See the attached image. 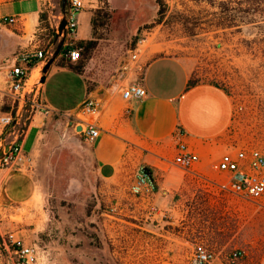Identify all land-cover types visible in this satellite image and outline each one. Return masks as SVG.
I'll list each match as a JSON object with an SVG mask.
<instances>
[{"label": "crops", "instance_id": "obj_1", "mask_svg": "<svg viewBox=\"0 0 264 264\" xmlns=\"http://www.w3.org/2000/svg\"><path fill=\"white\" fill-rule=\"evenodd\" d=\"M47 1L0 0V103L14 96L9 76L13 56L24 48H41L40 14ZM82 1L74 42L92 37L91 10L84 8L89 0ZM6 17L14 20L6 21ZM63 57L61 52L54 59L40 85V102L50 113L38 109L23 134L15 128L16 121L3 136L21 142L24 151L34 157L35 169L1 170V229L12 228L24 243L33 242L19 232L26 225L33 231L41 229L46 215L39 185L44 150L39 125L45 117L50 121L64 114L77 128L84 114L76 110L103 87L99 110L91 115L101 133L89 144L102 181L98 203L105 202L112 209L110 221L99 226L101 242L109 239L116 262L189 264L195 244L203 241L216 252L213 264H225L230 248H243L250 256L264 247V195L253 200L221 186L230 176L219 168V160L230 151L225 134L234 112L233 99L224 87L210 81L190 84L191 67L176 55L148 60L141 54L144 69L140 74L130 72L108 86L87 79ZM36 69L40 66L33 65L32 73ZM137 79L147 95L124 98L122 87ZM180 140L198 157L192 171L173 161ZM141 169L153 181L154 190L135 195L130 184ZM249 256L245 264L257 263ZM258 264H264V256Z\"/></svg>", "mask_w": 264, "mask_h": 264}, {"label": "rangeland", "instance_id": "obj_2", "mask_svg": "<svg viewBox=\"0 0 264 264\" xmlns=\"http://www.w3.org/2000/svg\"><path fill=\"white\" fill-rule=\"evenodd\" d=\"M225 1L89 0L84 8L91 10L92 35L94 25L102 46L98 56L90 54L86 59L85 69L94 72L89 80L101 86L115 82L131 47L139 46L140 55L148 60L159 55L180 56L188 61L192 80L216 83L231 95L234 112L225 134L230 151L242 146L264 149V19L245 15L237 2L232 3L235 8L223 11ZM60 2L48 0L44 4L50 28L41 21L43 29L38 32L40 47L51 54L57 42L50 30L56 28L62 15ZM230 19L235 25L218 24ZM39 72L36 69L34 75ZM39 96L21 102L8 96L0 103V110L12 112L14 117L20 111L15 124L19 133L23 134L38 111ZM45 119L39 125L43 131L40 143H44L39 160L44 225L36 231L26 225L19 233L40 245L38 264H120L108 237L101 242L99 226L110 221L112 209L105 202L98 203L102 181L89 142L75 131L69 115ZM6 129L0 128V137ZM262 202L264 207V198ZM11 229L1 230L15 233ZM262 233L264 237V229ZM236 249L244 250L230 248L228 256ZM259 249L250 256L244 250L240 257L226 259L225 264H245L248 256L258 264L264 256V247Z\"/></svg>", "mask_w": 264, "mask_h": 264}, {"label": "built area", "instance_id": "obj_3", "mask_svg": "<svg viewBox=\"0 0 264 264\" xmlns=\"http://www.w3.org/2000/svg\"><path fill=\"white\" fill-rule=\"evenodd\" d=\"M83 9L82 0H69L66 39L61 52L72 61H77L81 56V47L76 46L73 35L77 31V15ZM62 15L60 16V18ZM6 21L14 20V17L4 18ZM58 25V24H57ZM57 31V26H56ZM51 52L43 48H24L17 52L9 62L10 86L15 98L21 102L36 97L41 85V69L49 58ZM33 65L40 66L39 73H32ZM144 65L140 62V47L135 46L128 49L125 62L120 68L118 78L130 72L141 73ZM122 96L126 99L141 98L147 95L144 84L137 80L128 81L122 87ZM37 107L44 114L50 113V108L38 102ZM99 110V98H89L81 107L84 114L80 117L76 131L83 135L88 142L94 141L101 133V128L91 115ZM20 111L15 117L12 112H0V128L5 129L16 122ZM17 117V118H16ZM90 117V118H89ZM177 154L173 161L182 168L192 171L198 157L190 151L186 143L178 141ZM34 160L32 156L24 151L18 139L7 141L0 137V174L5 168L33 169ZM219 168L230 172L229 178L222 182L224 190L238 193L246 198L258 200L264 195V149L258 147L242 146L235 152L223 153L219 160ZM154 190V183L148 173L141 169L130 184V192L135 195L149 194ZM244 253L242 249H236L227 259H236ZM41 257V247L38 243H24L14 233L4 232L0 228V264H38ZM216 252L199 241L195 244L189 264H213Z\"/></svg>", "mask_w": 264, "mask_h": 264}, {"label": "trees", "instance_id": "obj_4", "mask_svg": "<svg viewBox=\"0 0 264 264\" xmlns=\"http://www.w3.org/2000/svg\"><path fill=\"white\" fill-rule=\"evenodd\" d=\"M233 2H237L239 3V9L240 11H242L245 15H253V17H255V15H258L259 17H262L261 19H264V0H226L223 3V11L225 10H231L233 8H235V6L232 5ZM40 19L41 21L45 22V26L47 28H50V24L48 22V15L46 12H44L43 10L41 11L40 14ZM93 19L94 17H92V23H93ZM218 24H222L223 26H233L235 25L233 20L230 19L228 22H219ZM52 37L55 35L56 33V28H53L50 30ZM76 46L81 47V56L80 58L75 61L74 64L68 62L69 58L67 56L63 57L62 60H66V62L73 68L75 69L77 72L81 73L83 76H85L87 79L92 77L94 72H90L87 71L85 69L86 65V59L88 58V56L90 54H92V56H98V54L100 53V51L102 50V46L100 44V42H98L96 36H95V29H94V25H93V35L91 38H87V39H81V40H77L75 42ZM65 63V62H64ZM197 81L195 80H190V84H193Z\"/></svg>", "mask_w": 264, "mask_h": 264}, {"label": "water", "instance_id": "obj_5", "mask_svg": "<svg viewBox=\"0 0 264 264\" xmlns=\"http://www.w3.org/2000/svg\"><path fill=\"white\" fill-rule=\"evenodd\" d=\"M60 5H61L62 17L60 18L58 22L57 31L54 35V42H57V45H56L54 52L51 54V56H49V58L46 60L45 64L43 65L41 69V81H44L46 72L50 64L61 53L64 47V42L66 39V28L65 27L67 24L69 0H61ZM104 91H105V88L101 87L96 92L92 93L87 99L100 98L103 96ZM86 100L81 104V106L76 110V112L81 109V107L85 104ZM77 129H81V126H77Z\"/></svg>", "mask_w": 264, "mask_h": 264}]
</instances>
